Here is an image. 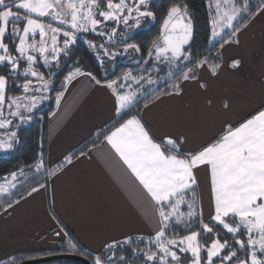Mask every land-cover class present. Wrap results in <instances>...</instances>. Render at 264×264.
<instances>
[{"label":"snow or ice","instance_id":"6c2138e0","mask_svg":"<svg viewBox=\"0 0 264 264\" xmlns=\"http://www.w3.org/2000/svg\"><path fill=\"white\" fill-rule=\"evenodd\" d=\"M101 2L106 5L104 9L101 8ZM147 4L148 0H131V3L129 0H67V3L65 0H0V64L10 69V76L24 77V83L18 87L25 94L23 97H7L9 76L0 75V129L12 124L11 120L3 118L5 105L11 117L26 122L31 120V116L25 115V111L30 113L41 100L47 98L43 92L48 88L49 81L35 67L40 59L45 67H52L53 61L58 63L60 53L66 52L69 45L76 41L77 33L97 32L107 21L139 27L142 18H154V14L147 10ZM216 8L219 14V0ZM239 12L240 9L233 6L230 11L219 15L213 21L212 36L221 35L224 28H232ZM45 17L58 22V26L40 19ZM130 21L134 23L130 24ZM19 23H24L22 29L9 27ZM65 25L67 28L61 27ZM116 32L117 29L113 27L111 33L99 31L98 34L107 35L111 40ZM9 33L14 43L18 40L14 49L17 55H13L12 50L4 43ZM235 34L233 31L232 35ZM60 35L63 36L62 48L58 46ZM191 35L192 23L186 6H173L163 21L161 39L153 41L148 55L152 56L154 53L156 59L163 57L169 63H174L181 57L188 60L184 46L188 44ZM90 46L96 47L91 43ZM99 48L104 49V45H99ZM129 48L140 51L136 44H127L125 51ZM104 54L114 55L107 49H104ZM21 61L27 65L23 72H20ZM206 63L207 58L199 61L197 66ZM237 64L238 61L233 62V67ZM217 67L212 66L214 75ZM192 72L193 69H188L183 73V79L194 78L191 76ZM130 76L131 73L125 74V78ZM29 77H34L41 86L34 88ZM71 78L72 74L68 80ZM148 82L152 83L151 80ZM114 84L115 81L107 86L115 92ZM173 88L177 93L180 91L179 84L173 85ZM29 92L32 94L27 95ZM61 95L62 93L57 94V102ZM132 99V93L117 94V113L126 108ZM15 138L16 132L12 131L7 134L6 139H0V150L11 149ZM105 139L158 206L161 227L150 240V244H155V250L150 246L147 250H141L146 264H181L178 253H190V264H264V110H259L238 126L226 125L223 134L216 140L194 151H183V136L157 140L136 115L124 120ZM66 161L70 164L72 158L67 157ZM40 166L38 164L37 168ZM200 166H207L211 175L215 215L210 219L232 235V242L218 237L211 241L210 246H206L200 242V233L196 231L183 237L166 236L168 221L172 217L180 221L185 216L179 212V208L185 203V194L196 184L193 170ZM54 174L55 172L50 173ZM12 178L15 180V173ZM0 191L6 189L0 186ZM35 191L37 189L33 188L32 192ZM194 203V198L188 203L189 218L196 214L193 211ZM202 231L213 233L214 228L202 223ZM245 233L246 239L238 238ZM130 242L131 238L124 241ZM233 242L239 247L234 248ZM116 247L117 242L107 245L109 250ZM240 251L245 253V258H240ZM202 252L206 253V258L202 257ZM120 259L123 260V257ZM94 264L106 262L101 256H97ZM107 264H113V261L109 258Z\"/></svg>","mask_w":264,"mask_h":264},{"label":"crops","instance_id":"0c3cea01","mask_svg":"<svg viewBox=\"0 0 264 264\" xmlns=\"http://www.w3.org/2000/svg\"><path fill=\"white\" fill-rule=\"evenodd\" d=\"M235 1L219 0L220 8H233ZM208 3L213 31L217 0ZM107 85L94 82L88 73L66 81L47 121L46 166L55 174H49L47 187L0 213V263L19 253L55 252L69 238L83 252L97 255L113 242L154 237L160 230L156 202L106 139L70 164L66 161L117 117L116 97ZM259 110H264V4L234 41L221 47L215 75L201 65L196 78L183 81L178 93L146 104L140 119L157 140L183 136V151H194L216 140L226 125L238 126ZM193 171L196 184L191 191L198 196L201 221L222 227L210 219L215 201L209 168Z\"/></svg>","mask_w":264,"mask_h":264},{"label":"trees","instance_id":"16d2710c","mask_svg":"<svg viewBox=\"0 0 264 264\" xmlns=\"http://www.w3.org/2000/svg\"><path fill=\"white\" fill-rule=\"evenodd\" d=\"M114 2H118V0H114ZM129 3H131V0H129ZM263 4L264 0H236L235 7L240 9L239 17L233 27L218 38L212 36V11L208 0H148L146 7L147 10L154 14V18H142L139 27H129L122 23L117 24L114 21L105 22L98 29V33L99 31L111 33L112 28L115 27L117 32L111 40L108 39L107 35H95L92 31L78 34L76 41L70 45L66 52H63L65 57L60 56L58 63L55 62L52 67H42L40 70L51 84L52 92H62L65 84L63 85L61 81L64 80L68 72V65L72 64L79 69L78 73L91 74L92 79L95 77V80L93 79L94 82L99 81L102 84H109L115 81L113 85L116 89L115 92L113 91L115 97H117V94L132 93L133 99L111 123L97 132L92 138L82 143L69 157L73 159L100 144L106 135L131 116L136 115L140 118L141 109L146 104L161 96L177 93L173 85L179 84V87L181 86L183 81H185L183 73L187 72L188 69H193L191 76H194V78L187 80L195 79L200 67L197 66L199 61L207 58L208 63L205 65L211 67V69L213 65L218 66L220 63L221 45H224L226 40L234 41L232 32H237L246 25ZM173 6H180L181 8L186 6L192 23L191 40L188 47L184 50L189 59L185 60L181 57L178 64L182 61H184V64L179 66L177 70L166 65L154 64L152 58H150L151 56L148 55L153 41L161 39L163 21L167 18L168 11ZM105 7L106 5L101 2V8L104 9ZM131 23L134 22L130 21ZM4 43L12 50V54H16L14 49L18 40L14 43L9 33ZM90 43L96 47H91ZM127 44L138 45L140 51L137 52L130 48L125 51ZM99 45H104V49L114 55H105L104 49L99 48ZM23 68L24 65L21 63L20 72H22ZM9 73L10 69L4 64H0V75L9 76L6 95H21L22 90L18 86L24 83V77L20 75L13 77ZM126 73H131V76L125 78ZM149 80L152 83H149ZM134 98L140 99L134 100ZM55 104L56 100H49L48 106H45L42 110L35 111L33 115L31 114V120L27 124L17 125L14 131L16 132V138L13 147L9 149L5 157L0 156V179L13 173L23 172L28 174L25 182L18 185L7 196L0 198V213L4 212L9 204L12 205L32 192L33 188L48 186L51 170L47 169L46 166L47 121L54 110ZM38 164L41 165L40 170L35 172ZM193 198L195 200L193 211L196 214L189 218L187 216L189 212L188 203ZM179 212L184 213L185 216L180 221H177L175 217L168 221L167 237H183L192 231H196L200 233V242L206 246H210L211 241L218 237L232 242V235L227 234L226 230L213 222H207L209 227L214 228L213 233L202 231L203 222L199 217L198 196L195 191L185 194V203L180 206ZM151 238L154 237H131L130 243L119 242L116 248L111 250L105 248L97 255L83 252L73 242L72 238H69V242H72L74 247L67 240L60 243L59 249L55 252L19 253L0 264H20L47 256L63 254L85 258L92 264L97 256H101L106 264L109 258L113 261V264H146L143 251L141 250H147L149 246L155 250V244H150ZM238 238L246 239V233ZM233 247L238 248V245L233 242ZM178 255L181 257V264H190L192 257L189 253H178ZM121 257H123V260L120 259ZM202 257L206 258V253L202 252ZM53 263L81 264L74 261H56L47 264Z\"/></svg>","mask_w":264,"mask_h":264},{"label":"rangeland","instance_id":"374dc122","mask_svg":"<svg viewBox=\"0 0 264 264\" xmlns=\"http://www.w3.org/2000/svg\"><path fill=\"white\" fill-rule=\"evenodd\" d=\"M231 1V0H230ZM17 2H18V0H17ZM224 2V1H223ZM225 2L228 4V2H227V0H225ZM65 3H67V0H65ZM223 10V11H226V12H228V11H230L232 8L231 7H228V6H225V5H223V7L222 8H220V10ZM215 11V15H216V17H217V19L219 18V15H222V12H220L219 13V15H218V13H217V9H215L214 10ZM21 14H23V12H21ZM34 15V14H33ZM40 19H42L43 21H45V22H48V23H52L53 24V26H58V22H56V21H52L51 20V18L50 17H45V18H40ZM102 19V18H101ZM107 22H109V21H107ZM10 27H18V28H20V29H22L23 27H24V23H22V24H16V25H10ZM61 27H65V28H67V26L65 25V26H61ZM162 30H163V25H162ZM219 30V29H218ZM93 32V31H92ZM81 32H79V33H77V36H78V34H80ZM83 33H86V32H83ZM95 35H97L98 34V31L97 32H93ZM36 40L38 41L39 40V36L37 35L36 36ZM73 44V43H72ZM72 44H70V45H72ZM70 45H69V47H70ZM58 46L59 47H61L62 48V46H63V36L62 35H60V36H58ZM68 47V48H69ZM188 47V44H186L185 46H184V50L186 49ZM63 52L64 51H62L61 53H60V55H59V59H60V56L62 57H65V55L63 54ZM0 54H2V53H0ZM13 55H17V53L16 54H13ZM36 55H38V54H36ZM169 55H170V53H169ZM150 58H152V62L154 63V64H157V65H166V66H169V68H174L175 70H177L178 68H179V66H182L183 64H184V61H182V62H180V64H178V62H179V60H177V61H175L174 63H169L167 60H165L163 57L162 58H160L159 60L158 59H156V57H155V54L153 53V55L150 57ZM21 63L24 65V68L27 66L26 65V62H24V61H21ZM55 64V61H53V65ZM38 66H41V67H39L38 68ZM36 67V69H37V71H39L40 72V70L42 69V67L44 68L45 66L43 65V60L42 59H40L39 60V62H38V64L35 66ZM24 68H23V70H24ZM47 68V67H46ZM45 68V69H46ZM68 72H67V74H66V76H65V78H64V80H62L61 82H62V84L64 85L65 83H66V81L68 80V77H69V75L70 74H72V76H74V75H76L78 72L76 71L78 68H76V67H74L72 64H70V65H68ZM23 70H22V72H23ZM23 77V76H22ZM29 79H31L32 81H33V87L35 88V87H39V86H41L40 85V82L39 81H37L34 77H29ZM58 88V87H57ZM21 90H22V94L20 95V94H16V95H14V96H12V95H6L7 97H23L25 94L23 93V89L21 88ZM32 93L31 92H29L27 95H31ZM57 91H55V92H52V87H51V84L49 83L48 84V88L47 89H45L44 90V92H43V95L44 96H46L47 98L46 99H43V100H41L38 104H37V106L35 107V108H33L32 109V111L30 112V113H28V112H26L25 111V115H30L31 116V114L33 115V113L35 112V111H37V110H42V109H44L45 108V106H48L47 104H48V102H49V100H56L57 99ZM37 95H39V93H37ZM137 99H140V98H134V100H137ZM21 111H24L23 109H21ZM3 118L4 119H9V120H11L12 121V124L10 125V126H8V127H6V128H3V129H0V139H6L7 138V134L8 133H10V132H12V131H15V128H16V126L17 125H20V124H27L28 123V121H26V122H22V121H20L19 120V118H14V117H11L10 115H9V109L7 108V106H5L4 107V112H3ZM9 152V149L8 150H0V156H3V157H5L7 154L6 153H8ZM40 170V167L39 168H36L35 169V172H38ZM16 175V178H15V180H13V178H12V176H13V174H11V175H8V176H6V177H3V178H1L0 179V186H2L4 189H6V191H0V198L1 197H3V196H7L9 193H11L18 185H20L21 183H23V182H25L26 180H27V178H28V174H25V173H23V172H19V173H17V174H15ZM243 231V230H242ZM68 242H69V239H68ZM71 245H72V242H69ZM73 246V245H72ZM239 247V246H238ZM238 255L240 256V258L241 259H243V258H245V253L243 252V251H240L239 253H238ZM53 264H57V263H53ZM94 264V263H93ZM233 264H235V262H233Z\"/></svg>","mask_w":264,"mask_h":264},{"label":"water","instance_id":"95a60500","mask_svg":"<svg viewBox=\"0 0 264 264\" xmlns=\"http://www.w3.org/2000/svg\"><path fill=\"white\" fill-rule=\"evenodd\" d=\"M56 261H74V262H78L81 264H92L85 258L75 256V255H70V254L47 256V257H43V258H39L35 260L22 262L20 264H47V263H52Z\"/></svg>","mask_w":264,"mask_h":264},{"label":"flooded vegetation","instance_id":"af4514ba","mask_svg":"<svg viewBox=\"0 0 264 264\" xmlns=\"http://www.w3.org/2000/svg\"><path fill=\"white\" fill-rule=\"evenodd\" d=\"M14 77V76H13Z\"/></svg>","mask_w":264,"mask_h":264}]
</instances>
